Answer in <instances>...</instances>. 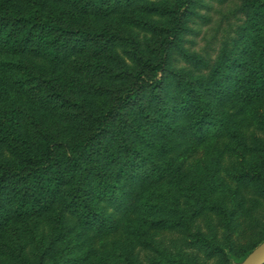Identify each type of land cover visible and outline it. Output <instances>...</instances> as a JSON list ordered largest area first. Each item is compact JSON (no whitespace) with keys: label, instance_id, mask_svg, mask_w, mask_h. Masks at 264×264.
<instances>
[{"label":"trees","instance_id":"16d2710c","mask_svg":"<svg viewBox=\"0 0 264 264\" xmlns=\"http://www.w3.org/2000/svg\"><path fill=\"white\" fill-rule=\"evenodd\" d=\"M201 5L0 0L8 264H230L264 238V0L213 59L187 47Z\"/></svg>","mask_w":264,"mask_h":264},{"label":"rangeland","instance_id":"374dc122","mask_svg":"<svg viewBox=\"0 0 264 264\" xmlns=\"http://www.w3.org/2000/svg\"><path fill=\"white\" fill-rule=\"evenodd\" d=\"M241 2L242 0H203V5L197 8V15H193L188 22L192 30L187 34L189 40L187 47L190 51L206 58H215L222 44L235 35L236 29L243 22L244 17L239 11ZM182 64V62L178 63V65ZM18 224L27 227L29 220ZM16 227V225H8L0 232V259H2L0 264H8L7 259L15 255L14 250L18 248L19 242H22L20 235L17 237L20 231H16ZM42 229L45 233L48 232L47 228L42 227ZM35 241L39 243L37 238L32 243ZM263 241L264 238L256 243L245 257L241 256L240 261L231 260L230 264H241Z\"/></svg>","mask_w":264,"mask_h":264},{"label":"water","instance_id":"95a60500","mask_svg":"<svg viewBox=\"0 0 264 264\" xmlns=\"http://www.w3.org/2000/svg\"><path fill=\"white\" fill-rule=\"evenodd\" d=\"M264 261V241L241 264H261Z\"/></svg>","mask_w":264,"mask_h":264}]
</instances>
